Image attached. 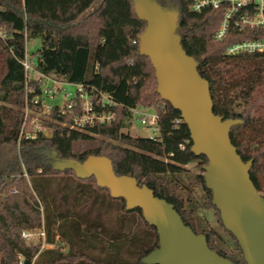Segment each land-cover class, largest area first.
Instances as JSON below:
<instances>
[{
    "label": "trees",
    "instance_id": "obj_1",
    "mask_svg": "<svg viewBox=\"0 0 264 264\" xmlns=\"http://www.w3.org/2000/svg\"><path fill=\"white\" fill-rule=\"evenodd\" d=\"M156 1L179 10L181 44L210 83L215 114L243 121L232 127L231 140L244 161L253 159L251 179L262 191L264 52L230 55L226 48L261 38L264 29L232 26L224 40L216 41L224 4L198 12L191 7L195 0ZM145 27L132 0H0V264H145L142 258L159 245L157 229L141 208L128 210L124 198L112 197L94 177L80 179L73 170L54 169V152L79 161L109 157L117 175L133 176L171 202L186 225L206 235L211 249L235 264H247L206 186L207 157L192 151L180 111L162 99L149 57L139 54ZM34 38L41 41L36 71L107 94L117 103L113 122L73 130L62 124L68 117L54 111L49 134L19 141L26 82L20 59ZM32 84L39 89V82ZM140 106L158 114L157 137L125 131L132 108ZM191 163L197 172L187 168ZM203 210H214L228 238L208 223ZM34 228L54 247L24 242L22 232Z\"/></svg>",
    "mask_w": 264,
    "mask_h": 264
},
{
    "label": "water",
    "instance_id": "obj_2",
    "mask_svg": "<svg viewBox=\"0 0 264 264\" xmlns=\"http://www.w3.org/2000/svg\"><path fill=\"white\" fill-rule=\"evenodd\" d=\"M146 27L139 37V54L149 57L157 92L179 110L193 141L192 151L205 155L206 186L223 226L237 239L247 264H264V195L251 179L253 159L244 161L232 143V127L241 119L215 114L210 83L198 72L197 60L186 53L177 32L179 10L156 0H132ZM54 169L73 170L80 179L94 177L114 198L122 197L128 210L141 208L144 219L157 229L159 245L142 258L145 264H235L208 245L206 235L186 225L171 202L129 175H117L112 160L90 155L84 161L60 159ZM3 196H6L3 194Z\"/></svg>",
    "mask_w": 264,
    "mask_h": 264
},
{
    "label": "built area",
    "instance_id": "obj_3",
    "mask_svg": "<svg viewBox=\"0 0 264 264\" xmlns=\"http://www.w3.org/2000/svg\"><path fill=\"white\" fill-rule=\"evenodd\" d=\"M223 4L225 12L223 20L214 33L216 41L224 40L232 26L239 30L264 29V0H195L191 7L194 11L200 12L206 8H219ZM0 36H3L1 29ZM257 52H264V35L261 38L231 43L226 48V53L230 55ZM20 61L25 69L26 82L24 117L19 132V141L22 138H36L40 134H49L51 129L49 130L48 125L44 123L46 122L44 117L49 118V121H54V111L68 117L70 121L62 124L73 130H84L86 127L96 124H110L116 119V113L112 107H116L117 103L107 94L97 88H88L79 83H73L76 86L75 91H66L60 88V84L68 82L36 71L33 56L29 55L27 47L25 55ZM33 80L39 82V89L32 84ZM57 94H62L63 103L50 105L44 100L45 97L55 98ZM137 109L138 107L132 108V111L133 114L138 113V121L153 128L149 137H157L160 133L158 114L156 112L148 114L146 111H137ZM25 176L28 177L27 173ZM11 192L15 193L16 191L12 190ZM41 233L45 236L42 230ZM30 237V230L22 232L24 240H28Z\"/></svg>",
    "mask_w": 264,
    "mask_h": 264
},
{
    "label": "rangeland",
    "instance_id": "obj_4",
    "mask_svg": "<svg viewBox=\"0 0 264 264\" xmlns=\"http://www.w3.org/2000/svg\"><path fill=\"white\" fill-rule=\"evenodd\" d=\"M40 46H41V41L39 38L29 39L26 42L27 51H28L30 56L31 55L33 56L35 63L37 61L35 52L37 51V49ZM31 86H34V85H31ZM59 87L65 89L66 91H75V89H76V86L73 83H63V84H60ZM44 100L50 105L61 104L64 102V98H63L62 94H57L55 96V98L45 97ZM142 110L146 111L148 114L155 113V110L153 108H145V107L140 106L137 109V111H142ZM44 118H45L44 120H46V122H44V123L48 125L47 122H49V118H47V117H44ZM47 128L49 130L51 129L50 126H47ZM152 130H153L152 127H148L146 125H143L138 121V113L137 112H135V114L133 116L131 126L127 129H125V131L128 132L132 136H150V134L152 133ZM187 168L190 169L191 171H194V172L198 171V169L195 167V163L188 164ZM261 183L263 185V190L260 191V193L262 195H264V177L261 178ZM203 215L208 219V223L213 225L223 236L228 238V233L226 232V230L221 228L220 225L217 223V218L214 214V210H207V211L203 210ZM30 233H31V237L28 240L23 239L24 242L40 245L41 249L54 247V244L51 245V244L46 243L45 237H44V235H42L40 228H34L30 231ZM59 246L63 247V250H65V251L67 250V245L65 243L61 242V244H59Z\"/></svg>",
    "mask_w": 264,
    "mask_h": 264
}]
</instances>
